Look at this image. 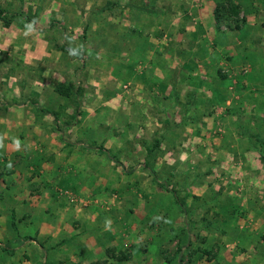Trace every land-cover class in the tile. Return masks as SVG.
I'll return each instance as SVG.
<instances>
[{"label":"rangeland","instance_id":"rangeland-1","mask_svg":"<svg viewBox=\"0 0 264 264\" xmlns=\"http://www.w3.org/2000/svg\"><path fill=\"white\" fill-rule=\"evenodd\" d=\"M0 38L9 153L48 127L19 151L58 165L32 178L36 223L80 237L55 261L264 264V0H0ZM23 243L15 263H50Z\"/></svg>","mask_w":264,"mask_h":264},{"label":"crops","instance_id":"crops-1","mask_svg":"<svg viewBox=\"0 0 264 264\" xmlns=\"http://www.w3.org/2000/svg\"><path fill=\"white\" fill-rule=\"evenodd\" d=\"M207 17L209 19V22L212 23L211 14H208ZM5 42L6 41L3 40L2 44L5 45ZM12 43H13L12 40H8V43L6 44L10 46L12 45ZM92 51L96 52L94 50ZM51 52L52 50L49 47L46 50H44V52L41 53L39 56H41L40 58H42L43 56L45 57L49 55ZM51 55L53 54L51 53ZM63 55H64L63 53H59L56 56V58H58L60 61ZM49 66H50L49 63L46 64L45 66L46 71L49 68ZM43 76L44 77L50 76L51 78H53L55 74L54 72L48 71V72H44ZM142 84H145L146 86L145 81ZM46 121L47 118L45 117L44 120L25 119V121L23 122L21 120H11V124H16L20 127H24L25 125H27V123L29 124L33 123L34 125H45L44 122ZM6 122L8 123V120H4V122L1 123L0 125H4ZM48 129H49L48 127L44 129H41V127H35V131L33 133L27 132L26 135L23 136L22 132H18L16 133V137L19 140L24 137L23 138L24 140H26L27 138V140L29 141L30 140L44 141V138L49 137V135L48 137H46V133H45V131ZM0 136H3V147H0V239L5 241L9 240L8 245L6 246L4 245L2 246V248H0V262L3 259L4 264H20V262L15 263L13 258L16 255L15 251L17 247L20 246L19 244L24 242L23 244L26 243L32 246L39 247L44 255L45 254L52 255L51 260L53 261L50 260L49 263L48 261L49 259L45 258V260H43L45 264H57V263L59 264V262L55 261L57 259L54 258L57 255H60V253L61 255L62 254L67 255L68 250L70 248L69 244L75 238L77 239L78 242L80 238L78 236L79 234L70 231L66 232V230H64L66 223L62 220L58 211L54 215H47L48 216L47 219L45 215L44 221L37 224L36 222L38 220L37 219L38 216L37 213H35L36 210L34 209L38 203L37 201L38 198L29 190V188L34 185L32 184L34 181L32 180V178L35 177V174L38 173L42 175L41 177L43 176L45 177V173L47 175V173L52 172L51 170L56 171V168L54 167L58 165L57 164L54 165L53 163L50 164L49 162L50 165L44 164L42 167L37 168L36 162L34 161L35 163H33V160L31 159V155H32L31 147L29 148L27 146L26 148V146H24L26 150L23 149L22 151H19L21 148L16 150V148L14 147L15 151L13 156L11 153H9V151H12L13 146L9 144L7 140L8 137L4 132H1ZM6 141L7 143H4ZM35 150L38 149L36 148ZM45 154H47V150ZM23 156L24 157L28 156L27 157L28 161L23 162L22 159ZM30 161L32 162V164L30 163ZM9 162H11L12 164L11 169L7 167ZM66 163L67 162L65 160L64 163L59 165L61 167V170L64 169L65 171H67L68 164ZM61 170L60 172H62ZM65 210H67V208ZM15 221H28L29 224L26 229L28 230V232L25 231L21 233L18 230L16 224L14 223ZM21 235H23V239L20 240L19 237H21ZM41 243H43V246H39L42 245ZM82 243L83 244L79 245L81 250L82 248H84L82 245H86L84 241ZM73 247L74 246H71V248ZM27 255L28 257L31 256L29 253H27Z\"/></svg>","mask_w":264,"mask_h":264},{"label":"clouds","instance_id":"clouds-1","mask_svg":"<svg viewBox=\"0 0 264 264\" xmlns=\"http://www.w3.org/2000/svg\"><path fill=\"white\" fill-rule=\"evenodd\" d=\"M25 28H26V31H25V35L26 36L34 31L32 23L26 24ZM83 51H84V49H83L82 45L81 46H77V47H69V49H68L69 55H71V56H80L83 53ZM13 143H14V145H15V147L17 149H19L21 147V142H20L19 139L14 138L13 139ZM0 147H3V136H0ZM7 167L9 169H11V167H12L11 162L8 163ZM157 219H159V218H157ZM105 223H106V226H107L109 222L106 221Z\"/></svg>","mask_w":264,"mask_h":264},{"label":"trees","instance_id":"trees-1","mask_svg":"<svg viewBox=\"0 0 264 264\" xmlns=\"http://www.w3.org/2000/svg\"><path fill=\"white\" fill-rule=\"evenodd\" d=\"M233 8H235V7H233ZM220 16H221V7L220 6H216V8H215V10H214V19H215V21L216 22H219V18H220ZM62 92H60V94H61ZM40 112L41 113H43V114H45L44 112H42L41 110H40ZM77 114V113H76ZM158 141H155V143L150 147V148H148V150H147V153H149V152H151V151H153V149L154 148H156V147H158ZM104 149L103 148H100V152L101 151H103ZM149 155V154H148ZM175 201L177 202V204L179 205V207H180V209L182 210V211H184L183 210V204L181 203H179L178 201H177V199L175 198ZM201 254L202 255H208L209 254V251H201ZM93 264H98V263H93Z\"/></svg>","mask_w":264,"mask_h":264}]
</instances>
